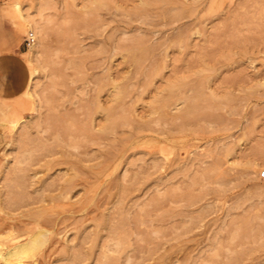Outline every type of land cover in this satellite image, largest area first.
<instances>
[{
	"label": "rangeland",
	"instance_id": "obj_1",
	"mask_svg": "<svg viewBox=\"0 0 264 264\" xmlns=\"http://www.w3.org/2000/svg\"><path fill=\"white\" fill-rule=\"evenodd\" d=\"M116 1L0 0V251L46 233L0 264H264V0ZM179 77L197 110L174 97L166 121L154 89ZM113 104L130 115L112 140L94 123Z\"/></svg>",
	"mask_w": 264,
	"mask_h": 264
},
{
	"label": "bare ground",
	"instance_id": "obj_2",
	"mask_svg": "<svg viewBox=\"0 0 264 264\" xmlns=\"http://www.w3.org/2000/svg\"><path fill=\"white\" fill-rule=\"evenodd\" d=\"M113 1H114V0H113ZM118 1H119V0H118ZM120 1H123V0H120ZM130 1H132V0H130ZM133 1H134V0H133ZM133 1H132V2H133ZM144 1H145V0H144ZM147 1H148V0H147ZM150 1L152 2V0H150ZM150 1H148V2H150ZM153 1H155V0H153ZM158 1H159V0H158ZM168 1H172V0H168ZM174 1H177V0H174ZM179 1H180V0H179ZM195 1H196V0H195ZM198 1H199V0H198ZM198 1H197V2H198ZM89 2H90V1H89ZM115 2H117V1L115 0ZM128 2H129V1H128ZM138 2H139V1H138ZM140 2L143 3L142 0H141ZM151 2H150V3H151ZM155 2H156V1H155ZM177 2H178V1H177ZM181 2H183V1H181ZM197 2H195V3H197ZM84 3H87V2H84ZM124 3H126V2H124ZM130 3H131V2H130ZM152 3H154V2H152ZM157 3H158V2H157ZM163 3H164V2H163ZM168 3H170V2H168ZM183 3H184V2H183ZM193 3H194V2H193ZM91 4H92V3H91ZM105 4H106V3H105ZM115 4H116V3H115ZM118 4H120V3H118ZM118 4H117V5H118ZM122 4H123V2H122ZM126 4H127V3H126ZM133 4H134V3H133ZM137 4H138V3H137ZM144 4H145V6H146V3H144ZM155 4H156V3H155ZM155 4H154V5H155ZM159 4H160V2H159ZM164 4H165V3H164ZM164 4H163V5H164ZM184 4H186V3H184ZM84 5H85V4H84ZM93 5H94V4H93ZM95 5H96V4H95ZM128 5H129V4H128ZM131 5H132V4H131ZM131 5H129L128 8H129V7H132ZM135 5H136V4H135ZM135 5H134V6H135ZM139 5H140V3H139L137 6H139ZM147 5H148V4H147ZM157 5H158V4H157ZM163 5H162V6H163ZM174 5H175V4H174ZM174 5H173V6H174ZM188 5H189V4H188ZM191 5H193V4H191ZM72 6H74V3H73ZM89 6H90V5H89ZM91 6H92V5H91ZM91 6H90V7H91ZM96 6H97V5H96ZM107 6H109V5L107 4ZM119 6L121 7V4H120ZM119 6H115V8H117V7L119 8ZM125 6H126V8H127V5H125ZM125 6H124V7H125ZM134 6H133V8H135V7H136V8H139V7H140V6H139V7H137V6L134 7ZM141 6H142V10L144 11V9H145L144 7H145V6H143V4H142ZM155 6H156V5H155ZM158 6L161 7V4L158 5ZM165 6H166V4L163 6V8H164ZM173 6H172V7H173ZM68 7H69V6H68ZM90 7H89V8H90ZM93 7H94V6H93ZM97 7L99 8V6H97ZM105 7H106V6H105ZM109 7H110V6H109ZM150 7H151V5H149V7L147 6L146 8H150ZM194 7H195V4H194L193 8H194ZM196 7H198V6H196ZM196 7H195V8H196ZM83 8H84V7H83ZM106 8H107V7H106ZM121 8H122V7H121ZM126 8H125V10H127ZM136 8H135L134 10H133L132 8H130L131 11H129V13L131 12V14H134V13H135L134 11H136V10H137L136 13H138V11H139V13H143L142 10H141V11H142V12H141L140 10H138V9H136ZM165 8H166V7H165ZM169 8H170V7H169ZM183 8H185V7H183ZM193 8H192V9H193ZM195 8H194V9H195ZM76 9H77V7H76ZM101 9L103 10V8H101ZM101 9H100V10H101ZM140 9H141V8H140ZM152 9H154V8H152ZM189 9H190V7H188V11H189ZM192 9H190V10H192ZM70 10H71V8H70ZM80 10H82V9H80ZM119 10L121 11L120 8H119ZM132 10H133V11H132ZM145 10L147 11V9H145ZM149 10H150V9H149ZM172 10H173V9H172ZM196 10H197V9H196ZM68 11H69V10H68ZM92 11H93V10H92ZM103 11H104V10H103ZM185 11H186V10H185ZM84 12H85V11H84ZM114 12H115V11H114ZM121 12H122V11H121ZM123 12H124V11H123ZM127 12H128V10H127ZM132 12H134V13H132ZM171 12H172V11H171ZM171 12H170V14H171ZM89 13H90V12H89ZM186 13H187V12H186ZM193 13H196V12H193ZM74 14H77V13H74ZM124 14H127V13H124ZM128 15H129V14H128ZM134 15H135V14H134ZM134 15H132V16H134ZM136 15H138V14H136ZM136 15H135V17H136ZM143 15H144V14H143ZM69 16H70V15H69ZM106 16H107V15H106ZM168 16H169V15H168ZM171 16L173 17V15H171ZM176 16H177V15H176ZM174 17H175V16H174ZM78 19H79V18H78ZM135 19H136V18H135ZM173 19H175V18H173ZM70 20H71V19H70ZM118 20H119V19H118ZM139 20H140V22H142V21H143V18H142V20H141V19H139ZM103 21H104V20H103ZM107 21H108V20H107ZM116 21H117V19H116ZM105 22H106V21H105ZM118 22H119V21H118ZM144 22H145V20H144ZM146 22H147V23H150V22H148V21H146ZM91 23H92V22H91ZM96 23H97V21H96ZM125 23H126V21H125ZM128 23H129V22H128ZM128 23H127V25H128ZM66 24L68 25L69 23L66 21ZM92 24H93V23H92ZM103 24H104V23H103ZM129 24H130V23H129ZM100 25H101V24H100ZM100 25H98V26H100ZM81 26H82V25H81ZM98 26H97V27H98ZM102 26H103V25H102ZM83 27H84V26H83ZM118 28H119V27H118ZM118 28H117L116 30H119ZM42 29H43V28H42ZM65 29H67V28H65ZM69 29H70V28H69ZM71 29H72V28H71ZM75 29H76V28H75ZM131 29H132V28H131ZM96 30H97V28H96ZM113 30H115V29H113ZM136 31H137V30H136ZM180 31H181V30H180ZM183 31H184V30H183ZM110 33H112V32L110 31ZM133 33H134V32H133ZM184 33H185V32H184ZM126 34H128V33H126ZM126 34H124V35H126ZM142 34H143V33H142ZM104 35H105V34H104ZM113 35H114V34H113ZM113 35H112V36H113ZM138 35H139V34H138ZM178 35H182V34H178ZM183 35H184V34H183ZM74 36H75V35H74ZM80 36H82V35H80ZM101 36H102V35H101ZM108 36H110V34H108ZM136 36H137V35H136ZM110 37H111V36H110ZM110 37H109V39H110ZM114 37H115V36H114ZM147 37H148V36H147ZM185 37H186V36H185ZM117 38H120V37H117ZM140 38H141V37H140ZM78 39H79V38H78ZM105 39H107V38H105ZM138 39H139V38H138ZM142 39H143V38H142ZM206 39H207V38H206ZM208 39H209V38H208ZM87 40H88V39H87ZM87 40H85V41H87ZM107 40H108V39H107ZM76 41H79V40H76ZM82 41L84 42V40H82ZM105 41H106V40H105ZM132 41H133V40H131V42H132ZM205 41H206V40H205ZM213 41H214V40H213ZM184 42H185V41H184ZM187 42H188V41H187ZM206 42H207V41H206ZM106 43H107V41H106ZM106 43H105V44H106ZM139 43H141V41H139ZM143 43H144V41H143ZM145 43H146V42H145ZM178 43H180V42H178ZM189 43H190V42H189ZM189 43H188V44H189ZM209 43H211V42H209ZM214 43H215V42H213V44H214ZM105 44H104V45H105ZM182 44H183V43H182ZM143 45H145V44H143ZM143 45L141 46L142 48H140L139 46H136V47H137L138 49L140 48V50H141V49H143V47H144ZM156 45H157V44H156ZM159 45H160V44H159ZM176 45H177V43H176ZM190 45H191V44H190ZM161 46H162V45H161ZM167 46H168V45H167ZM183 46H184V45H183ZM181 47H182V46H181ZM123 48L125 49V47H123ZM144 48H145V47H144ZM175 48H176V46H175ZM178 48H180V47H177V49H178ZM184 48L186 49V47H184ZM184 48H183V49H184ZM199 48H200V47H199ZM205 48H206V47H205ZM226 48H227V47H226ZM77 49H78V48H77ZM181 49H182V48H181ZM203 49H204V48H203ZM105 50H106V48H105ZM127 50H128V49H127ZM156 50H158V49H156ZM156 50H155V51H156ZM200 50H201V49H200ZM142 51H144V49H143ZM128 52L131 53V52H134V51H131V52H130V50H129ZM145 53H147V52H145ZM145 53H144V54H145ZM163 53H164V52H163ZM213 53H215V52H213ZM133 54H134V53H133ZM141 54H142V52H141ZM185 54H186V53H185ZM207 54H208V53H205V54H203V55H207ZM113 55H114V54H113ZM113 55H112V56H113ZM181 55H182V54H181ZM201 55H202V54H201ZM208 55H209V54H208ZM130 56H131V55H130ZM149 56H150V55H149ZM210 56L212 57V55H210ZM97 57H98V56H97ZM144 57H145V56H144ZM144 57L142 56V57H140V58H144ZM183 57H184V55H183ZM204 57H205V56H204ZM81 58H82V57H81ZM103 58H104V57H103ZM151 58H152V57H151ZM180 58H181V57H180ZM129 59H130V58H129ZM129 59H128V60H129ZM172 59H173V58H172ZM175 59H176V58H175ZM206 59H207V56H206ZM140 60H141V59H140ZM140 60H138V61H140ZM146 60H147V58H146ZM146 60H145V61H146ZM179 60H180V59H179ZM179 60H177V61H179ZM182 60H183V59H182ZM184 60H185V58H184ZM201 60H202V59H201ZM201 60H200V61H201ZM98 61H99V60H98ZM141 61H142V60H141ZM173 61H174V60H173ZM180 61H181V60H180ZM188 61H189V60H188ZM197 61H198V59H197ZM207 61H208V60H207ZM209 61H210V60H209ZM93 62H94V61H93ZM93 62H92V64H93ZM175 62H176V61H174V63H175ZM75 63H76V62H75ZM126 63H127V62H126ZM130 63H131V62H130ZM137 63H138V62H137ZM177 63H178V62H177ZM185 63H186V61H185ZM188 63H189V62H188ZM94 64H95V63H94ZM94 64H93V65H94ZM132 64H133V63H131V65H132ZM175 64H176V63H175ZM175 64H173V66H172L173 68L176 67V66L174 67ZM183 64H184V63H183ZM140 65H142V64H140ZM140 65H137V68H140ZM171 65H172V64H171ZM171 65H170V66H171ZM82 66H83V65H82ZM99 66H100V65H99ZM138 66H139V67H138ZM162 66H164V65H162ZM162 66H161V67L159 66V67H160V70H162ZM166 66H168V64L165 65L164 67H166ZM178 66H180V65H178ZM133 67H134V66H133ZM135 67H136V66H135ZM183 67H184V65H183ZM106 68H107V67H106ZM148 68H149V67H148ZM155 68H156V67H155ZM155 68H154V69H155ZM173 68H172V70H173ZM185 68H186V67H185ZM110 69H112V67H111ZM113 69H114V68H113ZM126 69H127V68H126ZM141 69H143V68L141 67ZM145 69H146V67H145ZM145 69H143L144 72H145ZM156 69H157V68H156ZM175 69H176V68H175ZM178 69H179V68H178ZM178 69L176 70L177 72L180 71V70L178 71ZM120 70H121V69H120ZM136 70H138V69H136ZM148 70H149V69H148ZM157 70H158V69H157ZM111 71H114V70H111ZM116 71H119V70H116ZM153 71H154V70H153ZM114 72H115V71H114ZM127 72H128V71H127ZM144 72L142 71V73H144ZM146 72H147V71H146ZM146 72H145V73H146ZM155 72H157V71H154V72H153V73H154V76H155ZM158 72H160V71H158ZM158 72H157V73H158ZM79 73H80V72H79ZM119 73H120V72H119ZM149 73H150V72H149ZM161 73L164 74V72H161ZM180 73H181V72H180ZM180 73H178V74H180ZM88 74H89V73H88ZM99 74H100V73H99ZM109 74H110V73H109ZM112 74H113V73H112ZM112 74H111V75H112ZM115 74H116V73H115ZM115 74H113V75H114L115 77H117L118 75H117V74L115 75ZM121 74H122V73H121ZM170 74H174V75H176L175 72H174V73H170ZM170 74H169V75H170ZM183 74H184V73H183ZM111 75H109V77H110ZM122 75H123V78H124L125 76H127V75L124 76V74H122ZM142 75H143V74H142ZM156 75H157V77H158L159 74H156ZM174 75H173V76H174ZM181 75H182V74H181ZM187 75H188V74H187ZM93 76H94V75H93ZM120 76H121V75H120ZM135 76H136V75H135ZM146 76H148V75H146ZM152 76H153V74H152ZM164 76H165V75H164ZM166 76H167V75H166ZM166 76H165V77H166ZM170 76H171V75H170ZM176 76H177V75H176ZM178 76H179V75H178ZM111 77H112V76H111ZM143 77H144V76H143ZM149 77H150V76H149ZM159 77H160V76H159ZM171 77H172V76H171ZM174 77H175V76H174ZM107 78H108V76H107ZM107 78H106V80H107ZM120 78H121V77H120ZM123 78L119 79V77H118V79H117L116 81L119 80V82H121ZM128 78H130V76H127V79H128ZM133 78H134V77H133ZM151 78H152V77H151ZM151 78H150V79H151ZM160 78H162V76H161ZM166 78H167V77H166ZM186 78H188V77H186ZM86 79H87V78H86ZM114 79H115V78H114ZM137 79H138V78H137ZM164 79H165V78H164ZM164 79H163V80H164ZM171 79H173L174 81H173V82L170 81V83H168V81H166L168 84H166L165 86H167V89L169 90V91L166 90V92L168 91V95H167L166 97L163 96V95L161 94V93H164V94L166 93V92H163V91H164V88H163L164 85L162 86L163 91H161L160 89H159V91H157V90H155V89L153 88V89H154V92H155V91L157 92V95H156V96L152 95V97L154 96V98L156 99V101L153 99L154 101L152 100L151 102H157V101H158V103L160 102V105L157 103L159 106L157 105L158 107L156 106V108H158V109L161 111V115H162V116H161L159 113L156 115V113H155L156 111H152V110L150 109V108L153 106V105L151 106L152 103L150 102L151 104H150V103H148V104H150L151 107L149 106L150 108H148V109H150V112L152 111V112L154 113V114L151 113V115L153 114V116H152L153 118H151V119H154L155 116H157L158 119L160 118V116H161V118L163 117V119L166 118V116H164V115L166 114L167 111H165V110H168L170 107H169L168 109H164V108H166V107L168 106V104H170L169 101H170L171 99H173L174 97L177 98V97H180V96H181L180 98H178L179 100H177V103H176V102H175V103H176V104L179 103V105L181 106L180 103H182V101L184 100V104H185V105L188 104V107H186V106H187V105H186V106H185L186 108H184L183 110H185V109L188 108V109H187L188 113L197 110V109L194 110V109H195V103H194V101H196V99H194L195 97L188 98L187 96H184L185 93L182 94L183 92L181 91V89H182V88L185 86V84H186V83L184 82L185 80H183L182 77H179V78H177L176 80H175L174 78H170V80H171ZM91 80H92V79H91ZM110 80H111L112 83L110 82ZM120 80H121V81H120ZM124 80H125V79H123V81H124ZM148 80H149V79H148ZM166 80H167V79H166ZM136 81H137V80H136ZM186 81H187V79H186ZM105 82H106V81H105ZM108 82H109L110 84H114V83H113L114 81H112V78H111V79L109 78V81H108ZM119 82H118V83L115 82L114 86H115V87H117L118 85H121V86H122V84H120ZM125 82H126V81H125ZM147 82H148V81H147ZM155 82H156V81H155ZM161 82H162V81H161ZM166 82H165V83H166ZM123 83H124V82H123ZM136 83H139V82H136ZM163 83H164V82H163ZM163 83H161V84H163ZM29 84H30V83H29ZM129 84L132 85V82H131V83H128V85H129ZM134 84H135V83H133V85H134ZM133 85H132V86H133ZM135 85H136V84H135ZM156 85H157V84H156ZM107 86H108V85H107ZM112 86H113V85H112ZM112 86H111V87H112ZM140 86H141V85H140ZM143 86H144V85H143ZM97 87H98V86H97ZM115 87H113V88H114V91L116 90V92L114 93V96H112V95L109 94L111 97H107V96H105V98H106V97H107V98H111V100H113L114 102H116V103H118V104H121V103L124 102V101H128V99L125 100V98L128 97L127 94H130L129 92H127V89H131L132 87L129 86V88H127L126 90H123L125 87H124L123 89H121V88H119V87H117V88L115 89ZM130 87H131V88H130ZM133 87H134V86H133ZM151 87H152V86H151ZM154 87L157 89L158 86H157V87L154 86ZM113 88H112V89H113ZM162 88H161V89H162ZM72 89H73V88H72ZM103 89H104V88H103ZM136 89H137V88H136ZM136 89H133V91L136 90ZM139 89H140V88H139ZM141 89H142V88H141ZM143 89H144V88H143ZM153 89H152V92H153ZM81 90H82V89H81ZM81 90H80V91H81ZM100 90H102V89H100ZM146 90H147V89H146ZM148 90H150V89H148ZM182 90H184V89H182ZM77 91H78V90H77ZM86 91H87V90H86ZM128 91H129V90H128ZM139 91H140V90H139ZM139 91H138V92H137V91H136V92L134 91V92H135L136 94H138ZM142 91H143V90H142ZM185 91L188 92L187 90H184V92H185ZM74 92H75V91H74ZM102 92H103V91H102ZM105 92H106V91H105ZM105 92H104V93H105ZM111 92H112V91H111ZM130 92H131V91H130ZM134 92H133V94H134ZM140 92H141V91H140ZM156 92H155V93H156ZM160 92H161V93H160ZM178 92H179V93H178ZM94 93H95V92H94ZM141 93H142V92H141ZM141 93H139V94H141ZM155 93H154V94H155ZM159 93H160V94H159ZM100 94H101V93H100ZM102 94H103V93H102ZM102 94H101V95H102ZM133 94H132V95H133ZM142 94H143V93H142ZM142 94H141V95H142ZM152 94H153V93H152ZM193 94H195V93H193ZM193 94H192V95H193ZM109 95H108V96H109ZM132 95H131L130 97H132ZM134 95H135V94H134ZM134 95H133V96H134ZM141 95H139L140 98H141ZM159 95H162V96L159 97ZM62 96H63V95H62ZM64 96H65V95H64ZM126 96H127V97H126ZM135 96H138V95H135ZM75 97H76V96H75ZM95 97H96V96H95ZM99 97H100V96H99ZM112 97H113V99H112ZM152 97H151L150 99H152ZM164 97H165V98H164ZM57 98H58V97H57ZM71 98H72V97H71ZM97 98H98V97H97ZM133 98H134V102H136V103L140 102V100H139V101H138V100L136 101V100H135V97H133ZM133 98H130L129 103H132V102H131V101H132L131 99H133ZM136 98H137V97H136ZM176 98H174V99H176ZM50 99H51V98H50ZM92 99H95V98L92 97ZM142 99H144V98L142 97ZM180 99H181V100H180ZM182 99H183V100H182ZM55 100H56V99H55ZM72 100H73V98H72ZM97 100H98V99H97ZM111 100H109V101L112 103L113 101H111ZM91 101H93V100H91ZM94 101H95V100H94ZM99 101H101V100H99ZM99 101H97V102H99ZM102 101H103V99H102ZM105 101H106V100H104V102H105ZM142 101L144 102V100H142ZM180 101H181V102H180ZM57 102H58V101H57ZM70 102H71V101H70ZM76 102H77V101H76ZM80 102H81V101H80ZM104 102H103V103H104ZM148 102H149V101H148ZM171 102H172V101H171ZM100 103H102V102H100ZM105 103H107V101H106ZM136 103H134V104H136ZM71 104H72V103H71ZM80 104H81V103H80ZM108 104H109V103H108ZM124 104H125V103H124ZM138 104H139V103H138ZM143 104H146L145 106H147V103L144 102ZM155 104H156V103H155ZM65 105H66V104H65ZM73 105H75V104H73ZM76 105H77V104H76ZM87 105H88V107H89V105H91V104L89 103V104H87ZM94 105H95V104H94ZM99 105H100V108H101V104H99ZM106 105H107V104H105L104 107H107V106H108V105H107V106H106ZM113 105H114V106H113ZM113 105H112V106L115 107L117 104H113ZM132 105H133V104H132ZM132 105H131V106H132ZM179 105H178V106H179ZM182 105H183V103H182ZM71 106H72V105H71ZM83 106H84V105H83ZM129 106H130V105H129ZM129 106L127 105L128 108H129ZM133 106H135V105H133ZM133 106H132V107H133ZM154 106H155V105H154ZM47 107H48V106H47ZM77 107H78V106H77ZM85 107H86V105H85ZM85 107H84V108H85ZM90 107H91V106H90ZM96 107H97V106H96ZM113 107H111V110H112ZM117 107H119V106H117ZM120 107L123 109L122 105H121ZM139 107H140V106H139ZM182 107H183V106H181V108H182ZM82 108H83V107H82ZM82 108L79 109V110L82 111ZM93 108H94V107H93ZM93 108H92V109H93ZM100 108H99V109H100ZM107 108H108V107H107ZM109 108H110V107H109ZM109 108H108V109H109ZM124 108H125V107H124ZM142 108H144V106H143ZM156 108H155V110H156ZM175 108H176L178 111H179V109H180V107L178 108L177 105H176ZM76 109H77V108H76ZM101 109H102V110H101ZM101 109H100L99 111H103V109H105V108L102 107ZM113 109H114V108H113ZM119 109H120V108H118V110L115 111V110H116V107H115V109H114L112 112L109 113L110 110L107 111V112L105 113V116H102V117L104 118V119H102L103 121H96V122L94 123V128H96L97 130H100L101 132H102V131L104 132L105 130H106V131L109 130V133L111 134L110 136L112 137V134H114V133L116 132V131H114V133H111V131H112V129L115 127V125L118 126L119 124H121V126H122L123 123H125V118H126L128 115H130V113H128V115L125 117V115H126L127 113L125 112V113H126V114H125V113L122 112L124 109H123L122 111H119ZM126 109H127V108H125V110H126ZM134 109L136 110L137 108H133V110H134ZM146 109H147V107H146ZM146 109H145V110L143 109V110L146 111ZM148 109H147V110H148ZM152 109H154V108L152 107ZM89 110H90V112L92 111L90 108H89ZM120 110H121V109H120ZM180 110H181L180 112H183V113L185 112V111H183L182 109H180ZM73 111H74V110H73ZM73 111H72V112H73ZM85 111H86V109H85ZM85 111H84V112H85ZM87 111H88V110H87ZM97 111H98V108H97ZM97 111H96V114H97ZM99 111H98V112H99ZM105 111H106V110H105ZM129 111L133 112L132 109L129 110ZM129 111H128V112H129ZM144 111H143V113H144ZM148 111H149V110H148ZM148 111H146L147 114H148ZM170 111H171V109H170ZM178 111H177V113H178ZM90 112L88 111L87 113L89 114ZM103 112H104V111H103ZM150 112H149V113H150ZM174 112H175V114H176V111H174ZM101 113H102V112H101ZM139 113H140V112H139ZM143 113H142V114H143ZM168 113H169V112H168ZM183 113H181V114H183ZM188 113H187L186 116H188ZM194 113H196V112H194ZM53 114H54V113H53ZM96 114L94 115V112H93V115L91 114L92 117H91L90 114H89V117H91V118H93V119H96V118L93 117V116H96ZM134 114H135V112H134ZM136 114H137V113H136ZM140 114H141V113H140ZM140 114L137 115V116H140ZM142 114H141V115H142ZM169 114H171V113H169ZM175 114H174V115H175ZM100 115H102V114H100ZM103 115H104V113H103ZM132 115H133V114H132ZM154 115H155V116H154ZM174 115H172V116H174ZM179 115H180V114H179ZM183 115H184V114H183ZM183 115H181V117H182ZM190 115H191V114H190ZM52 116H53V115H52ZM55 116H56V115H55ZM86 116H87V115H85V117H86ZM137 116H135V117H137ZM145 116H147V115H145ZM158 116H159V117H158ZM172 116H171V118H170L171 121L174 120V119H176V118H174V117H172ZM53 117H54V116H53ZM97 117H98V116H97ZM132 117H133V116H132ZM142 117H143V115L141 116V118H142ZM148 117H149V116H148ZM148 117H147V119L150 120V118H148ZM150 117H151V116H150ZM176 117H177V115H176ZM181 117H178V118L181 119ZM191 117L194 118L193 115H192ZM68 118H70V117H68ZM86 118H87V117H86ZM100 118H101V117H100ZM100 118H99V119H100ZM127 118H128V117H127ZM139 118H140V117H139ZM139 118H137V119H139ZM141 118H140L139 120H141ZM143 118H144V117H143ZM172 118H174V119H172ZM178 118H177V120H179ZM183 118H186V117H183ZM183 118H182V119H183ZM45 119H46V118H45ZM64 119H65V118H64ZM73 119H74V118H73ZM131 119H132V118H131ZM147 119H144V120L147 121ZM51 120H53V119H51ZM89 120H90V119H89ZM96 120H97V119H96ZM108 120H109V122H110L111 125H109V124L106 123V121H108ZM128 120H130V119H128ZM183 120H184V119H183ZM187 120H188V119H186L185 121H187ZM190 120H191V119H190ZM195 120H196V119H195ZM131 121L134 122V121H136V119L133 118ZM131 121H130V122H131ZM154 121H155V120H154ZM164 121H165V120H164ZM166 121H167V118H166ZM171 121H170V122H171ZM130 122H129V124H130ZM150 122H151V123H154V125H155V124H156L155 122H157V120H156L155 122H153V121L150 120ZM150 122H149V123H150ZM159 122H161V121H159ZM172 122H174V121H172ZM172 122H171V123H172ZM91 123H92V122L90 121L89 124L91 125ZM136 123H137V121H136ZM138 123H140V121H139ZM149 123H148V125H149ZM164 123H166V122H164ZM167 123H168V122H167ZM167 123H166V124H167ZM181 123H182V122H181ZM189 123H190V122H189ZM131 124H132V123H131ZM131 124H130V126H131ZM159 124H160V123H159ZM159 124H158V126H159ZM161 124H162V123H161ZM161 124H160V125H161ZM166 124H165V125H166ZM178 124H179V122L177 123V125H178ZM124 125H126V124H124ZM137 125H139V124H137ZM154 125H153V126H154ZM163 125H164V124H163ZM185 125H186V124H185ZM86 126L88 127L89 125L87 124ZM128 126H129V125H128ZM130 126H129V127H130ZM140 126H142V125L140 124ZM145 126H146V124H145ZM161 126H162V125H161ZM182 126H183V125H181V127H182ZM91 127H92V126H91ZM91 127H89V129H90ZM109 127L111 128V131H110V128H109ZM122 127L126 128L125 126H122ZM156 127H157V126H156ZM162 127H163V126H162ZM162 127H161V128H162ZM167 127H168V126H167ZM171 127H172V126H171ZM92 128H93V127H92ZM92 128H91V129H92ZM139 128H140V127L138 126V129H139ZM147 128H148V127H147ZM159 128H160V127H159ZM159 128H158V129H159ZM163 128H166V127H163ZM163 128H162V130H163V132H164V129H163ZM169 128H170V124H169ZM169 128H168V130H169ZM174 128H175V126H174ZM184 128H185V127H184ZM115 129H116V127H115ZM122 129H123V128H122ZM142 129H143V128H142ZM170 129H171V128H170ZM178 129H180V124H179V128H178ZM178 129H177V130H178ZM87 130H88V129H87ZM94 130H95V129H94ZM119 130H120V129H119ZM139 130H140V129H139ZM139 130H138V131H139ZM145 130H146V128H145ZM147 130H148V129H147ZM150 130H151V129H150ZM165 130H166V129H165ZM100 131H98V132L100 133ZM106 131H105V134H106L107 136H109V134H107L108 132H106ZM123 131H124V130H123ZM140 131H141V130H140ZM151 131H153V130H151ZM154 131H156L155 128H154ZM159 131H161V130H159ZM169 131H170V130H169ZM172 131H173V130L171 129V132H172ZM174 131H175V130H174ZM174 131H173V132H174ZM186 131H187V130H186ZM90 132H91V131H90ZM94 132H96V130H95ZM103 132H102V133H103ZM112 132H113V131H112ZM118 132H119V131H117V133H118ZM121 132H122V131H121ZM126 132H127V131H126ZM132 132H133V131H132ZM157 132H158V130H157ZM161 132H162V131H161ZM177 132H178V131H177ZM180 132H181V131H180ZM91 133H93V132H91ZM117 133H116V134H117ZM123 133H124V132H123ZM149 133H150V132H149ZM105 134H103V135L106 137ZM121 134H122V133H121ZM125 134H126V133H125ZM153 134H154V133H153ZM163 134H164V133H163ZM94 135H96V134H94ZM98 135H99V134H97V136H98ZM100 135H101V134H100ZM103 135H102V136H103ZM114 135H115V134H114ZM118 135H119V133H118L117 135H115V137L118 136ZM122 135H124V134H122ZM122 135L119 136V137L122 138V137H123ZM132 135H133V133H132ZM143 135H144V134H143ZM149 135H150V134H149ZM174 135H175V134H174ZM124 136H126V135H124ZM144 136H145V135H144ZM154 136H155V135H154ZM175 136H176V135H175ZM95 137H96V136H95ZM111 137H110V138H111ZM115 137H114V140H115L114 142H116V140H118V139H115ZM119 137H117V138H119ZM139 137H141V136H139L138 134H135V135H133L132 138H135L136 140H138ZM147 137H148V136H147ZM150 137L155 138V137H153V135L150 136ZM150 137H148V138H150ZM156 137H157V136H156ZM169 137H171V136H169ZM90 138H91V137H90ZM90 138H89V139H90ZM92 138H93V137H92ZM110 138H107V139L104 138V139H103V138L101 137V139H103V140H105V139L108 140V139H109V140L111 141ZM132 138H131V139H132ZM142 138H143V137H142ZM142 138H141V139H142ZM144 138H145V137H144ZM161 138H162V137H161ZM161 138H160V139H161ZM172 138L174 139V137H172ZM127 139H128V138H127ZM129 139H130V138H129ZM141 139H140V140H141ZM155 139H156V138H155ZM164 139H165V138H164ZM164 139H163V140H164ZM167 139H169V138H167ZM170 139H171V138H170ZM92 140H93L94 142L96 141V140H94V139H90V141H92ZM112 140H113V137H112ZM136 140H133V139H132V141H133V145H132V146H134V143H135ZM163 140H161V141H163ZM165 140H166V139H165ZM171 140H172V139H171ZM97 141H98V138H97ZM119 141H121V140H119ZM122 141H123V140H122ZM124 141H125V139H124ZM127 141H128V140H127ZM154 141H155V140H154ZM157 141H158V140H157ZM159 141H160V140H159ZM104 142H106V141H103V144H104ZM130 142H131V141H130ZM150 142H151V140H150ZM150 142H149V143H150ZM152 142H153V141H152ZM166 142H167V141H166ZM97 143H98V142H97ZM99 143H100V145L102 146L101 141H99ZM99 143H98V144H99ZM116 143H117V142H116ZM120 143H121V142H120ZM131 143H132V142H131ZM138 143H139V141H138ZM146 143H147V142H146ZM153 143H154V142H153ZM128 144H129V143H128ZM128 144H127V145H124V146H126V149H127ZM147 144H148V143H147ZM161 144H162V143H161ZM161 144H160V145H161ZM119 145H121V144H118V146H119ZM138 145H139V144H138ZM141 145H142V147H143L144 144H141ZM149 145H150V144H149ZM129 146H130V145H129ZM144 146H145V145H144ZM156 146H157V144H156ZM119 147L121 148V146H119ZM130 147H131V146H130ZM103 148H104V147H103ZM106 148H107V144H106ZM117 148H118V147H117ZM117 148H116V150H117ZM140 148H141V147H140ZM161 148H162V151L165 150V148L162 147V145H161ZM163 148H164V150H163ZM112 149H113V147H112ZM112 149H108L109 151H108V150H107V151H108L112 156H114V154H112V151L110 152V150H112ZM124 149H125V148H124ZM129 149H131V148H128V151L126 150L128 153L130 152ZM133 149H134V147H133ZM113 150H114V149H113ZM122 150H123V149H121V151H122ZM107 151H106V152H107ZM119 151H120V150H119ZM121 151H120V153H122ZM132 151H134V150H132ZM162 151H161V152H162ZM103 152H105V150H103ZM116 152H117V151H116ZM113 153H114V152H113ZM120 153H119V154H120ZM115 154H116V153H115ZM108 155H109V154H108ZM126 155H127V153H126ZM126 155H124V156H126ZM104 156H105V155H104ZM109 156H110V155H109ZM116 156H117V155H116ZM129 156H130V153H129ZM129 156H128L127 158H129V161H130V158L133 157V156H132V155H131V157H129ZM153 156H155V155H153ZM107 157H108V156L106 155L105 158L107 159ZM119 157H120V156H119ZM105 158H104V159H105ZM117 158H118V157H117ZM123 158H124V157H123ZM151 158H152V157H150V159H151ZM153 158H154V157H153ZM110 159H111V158H110ZM146 159H149V158H146ZM156 159H157V157H156ZM156 159H155V160H156ZM160 159H161V158H160ZM118 160H119V159H118ZM127 160H128V159H127ZM125 161H126V159H125ZM125 161H124V162H125ZM131 161H132V160H131ZM131 161H130V162H131ZM146 161H147V160H146ZM158 161H159V160H158ZM175 162H176V161H175ZM143 163H144V162H143ZM158 163H159V162H158ZM143 169H144V168H143ZM143 169H142V171H144ZM139 171H140V170H139ZM137 173H138V172H137ZM139 173H140V172H139ZM142 173H143V172H142ZM136 177L139 178L138 176H136ZM147 177H148V176H147ZM147 177H145V178H147ZM143 178H144V177H143ZM153 178H154V177H153ZM139 179H140V178H139ZM141 179H142V178H141ZM134 180H135V179H134ZM141 182H143V181H141ZM138 184H139V183H138ZM129 190H130V188H129ZM53 197H54V196H53ZM52 200H53V199H52ZM125 201H126V199H125ZM119 210H120V209H119ZM105 220L107 221L106 218H105ZM99 221H101V220H99ZM23 222H24V221H23ZM104 223L106 224L105 221H104ZM104 223H103V224H104ZM107 223H108V221H107ZM117 223H118V222H117ZM99 224H100V223H99ZM103 224H102V228H103ZM115 224H116V223H115ZM123 224H127V223H123ZM144 224H145V223H144ZM106 225H107V224H106ZM108 225H109V224H108ZM104 226H105V225H104ZM122 226H123V225H122ZM125 226H126V225H125ZM80 227H81V226H80ZM106 227H109V226H106ZM106 227H104V228H106ZM83 228H84V227H83ZM86 228H87V227H86ZM100 228H101V227H100ZM100 228H99V229H100ZM104 228H103V229H104ZM87 229H88V228H87ZM99 229H98V230H99ZM119 229H120V228H119ZM119 229H118V230H119ZM83 230H84V229H83ZM83 230H82V232H83ZM108 230H109V231L106 230V232H108V233L110 234V229H108ZM114 230L117 231L116 228H114ZM121 230H122V229H121ZM88 231H89V230H88ZM88 231H87V232H88ZM95 231H97V230H95ZM95 231H94V233H95ZM99 231H100V230H99ZM103 231H104V230H103ZM124 231H125V230H124ZM84 232H85V230H84ZM84 232H83V233H84ZM112 232H113V231H112ZM117 232H118V231H117ZM83 233H81V235H82ZM90 233H91V232H90ZM90 233H88V234H90ZM92 233H93V232H92ZM92 233H91V234H92ZM96 233H97V232H96ZM101 233H102V232H101ZM101 233L99 232V235H100ZM126 233H127V231H126ZM128 233H129V232H128ZM132 233H133V232H132ZM85 234H87V233H85ZM102 234H103V233H102ZM114 234H115V232H114ZM119 234H121L120 236L122 237L123 234H122L121 232H119L118 235H119ZM144 234H146V233L144 232ZM144 234H143V236H144ZM92 235H93V234H92ZM92 235H91V236H92ZM95 235H96V234H94V236H95ZM106 235H107V234H106ZM111 235H112V233H111ZM115 235H117V234H115ZM128 235H130V237L132 236L131 233L128 234ZM35 236H36L35 239H33L32 237H30L28 240H26V241H24V242H21V243L15 244V245H13V246H11V247H8L7 249H5V250H3V251H0V261L8 260V259H10V258L13 257V256L18 255L21 251H23V250H24V251H25V250H28L29 247H30L32 244H34V241L37 242V240H38V241L41 240L42 238H44V236H46V233L40 231L37 235L35 234ZM94 236H92V237H94ZM107 236H108V235H107ZM109 236H110V235H109ZM109 236H108V237H109ZM120 236H118V237H120ZM125 236L128 237V238L126 239V241H128V239L130 240V237L127 236V235H124L123 238H125ZM84 237H86V236H84ZM101 237H102V236H101ZM103 237H104V236H103ZM144 237H145V236H144ZM77 238H78V237H77ZM81 238H82V237H81ZM86 238H87V237H86ZM95 238H96V237H95ZM115 238H116V237H115ZM113 239H114V238L112 237V241H114ZM92 240H93V238H92ZM110 240H111V239H110ZM110 240H109V241H110ZM120 240H121V239H120ZM124 240H125V239H124ZM124 240H122V241H124ZM140 240H141V239H140ZM126 241H124V242L126 243ZM131 241H132V240H130V242H131ZM40 242H41V241H40ZM116 242H117V240H116ZM119 242H120V241H119ZM124 242H123V243H124ZM128 242H129V241H128ZM92 243H93V242H92ZM120 243H122V242H120ZM125 243H124V244H125ZM94 244H95V243H94ZM124 244H123V245H124ZM126 244H127V243H126ZM126 244H125V245H126ZM128 244H129V243H128ZM116 245H118L117 248H119V247L121 248V246H119V244L116 243ZM125 245H124V246H125ZM129 245H131V244H129ZM215 248H216V247H215ZM122 249H123V247H122ZM219 251H220V250H219ZM219 253H220V252H219ZM215 254H216V253H215ZM214 256H217V255H214ZM113 261H114V260H113ZM111 264H112V263H111Z\"/></svg>",
	"mask_w": 264,
	"mask_h": 264
},
{
	"label": "built area",
	"instance_id": "obj_3",
	"mask_svg": "<svg viewBox=\"0 0 264 264\" xmlns=\"http://www.w3.org/2000/svg\"><path fill=\"white\" fill-rule=\"evenodd\" d=\"M29 43V42H28ZM261 177L264 178V171L261 173Z\"/></svg>",
	"mask_w": 264,
	"mask_h": 264
}]
</instances>
